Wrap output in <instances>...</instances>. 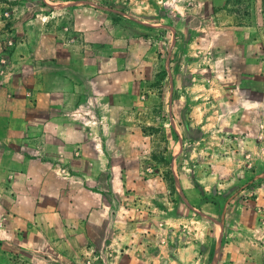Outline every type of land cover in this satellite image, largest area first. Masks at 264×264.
Instances as JSON below:
<instances>
[{
  "label": "rangeland",
  "instance_id": "374dc122",
  "mask_svg": "<svg viewBox=\"0 0 264 264\" xmlns=\"http://www.w3.org/2000/svg\"><path fill=\"white\" fill-rule=\"evenodd\" d=\"M0 92V264H264V0H0Z\"/></svg>",
  "mask_w": 264,
  "mask_h": 264
},
{
  "label": "crops",
  "instance_id": "0c3cea01",
  "mask_svg": "<svg viewBox=\"0 0 264 264\" xmlns=\"http://www.w3.org/2000/svg\"><path fill=\"white\" fill-rule=\"evenodd\" d=\"M1 92H0V96H1ZM2 109H4V104L0 103V110L3 111ZM0 111V112H1ZM5 113V112H4ZM11 136V131H10V122L8 123L7 120L2 122V126L0 128V181H3L6 183V177H7V169H9V163H7V161L5 160L6 154L9 151H12V149L10 147L7 146V141L10 139L9 137ZM39 164L41 165L42 163L39 162ZM6 197L10 198L9 195H7L6 191L4 192H0V198L6 199ZM5 212V210H4ZM7 214V213H5ZM4 232V236L6 237L7 235V231L10 232L11 230V226H7L6 224H4V226H0V231ZM6 242L4 241V244Z\"/></svg>",
  "mask_w": 264,
  "mask_h": 264
}]
</instances>
